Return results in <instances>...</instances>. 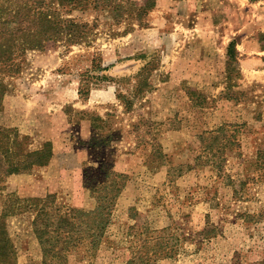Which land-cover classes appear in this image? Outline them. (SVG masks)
Listing matches in <instances>:
<instances>
[{"label": "rangeland", "instance_id": "1", "mask_svg": "<svg viewBox=\"0 0 264 264\" xmlns=\"http://www.w3.org/2000/svg\"><path fill=\"white\" fill-rule=\"evenodd\" d=\"M258 1L264 0L243 6L245 31L235 37L232 61L227 32L236 24L208 28L215 30L209 34L172 32L174 18L154 16L156 6L147 26L117 23L107 9L76 10L74 17L94 25L89 42L28 50L17 66L0 63L6 90L0 131L17 135L21 151L49 143L54 152L48 165L12 174L10 186L7 178L0 183V212L13 210L17 196L27 198L17 183L93 210L91 188L103 178L95 168L108 159L127 175L126 184L100 247H80L69 264H127L139 256L148 264H264V5ZM222 31L226 40L217 47ZM224 124L238 126L241 145L226 149L218 172L197 156L200 135ZM93 128L100 145L105 134L113 142L93 148ZM33 218L29 210L7 216L18 264H43Z\"/></svg>", "mask_w": 264, "mask_h": 264}, {"label": "trees", "instance_id": "2", "mask_svg": "<svg viewBox=\"0 0 264 264\" xmlns=\"http://www.w3.org/2000/svg\"><path fill=\"white\" fill-rule=\"evenodd\" d=\"M156 5V0H0V63L17 66L16 60L28 50L89 42L94 25L74 17L76 10L107 9L113 13L117 23L127 19L147 26L145 20ZM237 53L233 40L228 46L229 59H237ZM5 91L0 83V101ZM233 126L236 124H224L216 130L202 133L200 137L204 148L197 159H203V164L212 165L220 172L227 161L226 149L241 145L237 138L238 126L231 129ZM94 128L97 126L94 125ZM93 135V148L108 146L114 140L112 135L105 134L104 145H100L96 142L97 136ZM216 141L218 144H215ZM17 146L22 148L17 135L11 137L0 131V183L12 174L28 173L35 166L48 165L54 156L49 143L37 150L21 151ZM160 155H164L161 150ZM95 170L103 174V178L93 182L91 188L97 200L93 210L58 202L52 193L45 197L17 196V202L11 206L13 210L5 209L0 214V264H18V252L8 230L7 216L27 210L34 213L32 226L42 249L43 264H69L70 255L80 247L85 246L87 250L99 248L127 175L116 171L108 159L101 161ZM148 263L144 256H139L132 257L127 264Z\"/></svg>", "mask_w": 264, "mask_h": 264}, {"label": "crops", "instance_id": "3", "mask_svg": "<svg viewBox=\"0 0 264 264\" xmlns=\"http://www.w3.org/2000/svg\"><path fill=\"white\" fill-rule=\"evenodd\" d=\"M250 1L251 0H157V10L155 9L156 11L153 13V15L156 17H164L170 15L172 18H174V21L172 23V26H174L172 28V32H177L182 28L187 31L209 34L211 32H214L215 30H208V28L217 29L219 27V29H222L224 27H227L228 25L234 27L236 24V29L230 30L229 27V31L227 32V34H229L227 44L228 49L230 42L235 40L238 32L245 31L242 27V22H240V18H242L241 13L242 9L244 8L243 6H249ZM263 2L264 1H258L255 5H264L262 4ZM154 20L156 22L160 21L158 18ZM261 30L264 31V28H262ZM220 34L223 39H216L215 44H217V47L222 46L220 44L218 45V41L223 43V41L226 40V35L224 34V32L222 31L220 32ZM52 159H54V156ZM11 177L12 175L7 177L6 183L9 186L11 183L8 179H12ZM23 177V181H27L29 178L28 176ZM14 187L17 188L18 193L22 196L41 197L44 195L38 191L39 188L36 189L35 186L27 185L26 183H17V185H14ZM47 192H45V194Z\"/></svg>", "mask_w": 264, "mask_h": 264}]
</instances>
